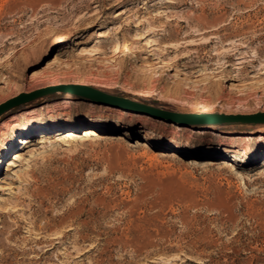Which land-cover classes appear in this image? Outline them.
Instances as JSON below:
<instances>
[{
  "label": "rangeland",
  "instance_id": "obj_1",
  "mask_svg": "<svg viewBox=\"0 0 264 264\" xmlns=\"http://www.w3.org/2000/svg\"><path fill=\"white\" fill-rule=\"evenodd\" d=\"M151 26L160 55L230 67L177 86L141 58L79 56L97 31L131 41ZM10 50L0 104L66 89L0 114V264H264V122L157 120L72 91L176 114L264 112V0H0V60Z\"/></svg>",
  "mask_w": 264,
  "mask_h": 264
},
{
  "label": "bare ground",
  "instance_id": "obj_2",
  "mask_svg": "<svg viewBox=\"0 0 264 264\" xmlns=\"http://www.w3.org/2000/svg\"><path fill=\"white\" fill-rule=\"evenodd\" d=\"M98 6L99 5H96L94 7H98ZM84 8L87 10H90V4H86ZM99 14H102V11H96L90 14V16H99ZM120 15H122V13H119L117 16H120ZM140 26H141L140 22H138L135 25V27H140ZM88 27L90 26L86 25L84 28L87 29ZM114 29L97 31L95 34L97 35L98 38L95 39L94 48L88 50L87 52L86 51L82 52L84 50L83 49L80 52L79 56L103 55L105 56V58L106 57L112 58L110 63L111 62L116 63L118 60H124V59L141 58L146 63H148L146 68L148 67V70L151 72L150 78L153 79L154 81L169 83V78L165 77L163 74L166 73L171 76V71H175V74L173 73L174 75L172 76L177 77L178 79L176 82L177 86H184V85H187L188 83L195 84L198 82L206 81L209 77V71L213 70L215 66H218V68L230 67V64L229 63L227 64L228 61H226V64H224L223 62H221L222 60L219 61L217 58L216 59L211 58V57H200L197 59L186 58L181 63L179 62V59H177L176 57L170 56L168 53L167 54L164 53L160 55L158 51H159V46L161 45V42L157 41L156 39L151 38V35L155 34L158 28H155L152 26H151V29L149 28V31L147 32L136 31V33L132 35L131 41L115 40L114 39V35H115ZM118 29L120 30L119 27ZM73 35L74 34L72 31L66 29L60 34L54 35L51 39L50 44L52 45V47L57 49V52H60L61 47ZM178 45L179 44L177 45L172 44V46L170 47L173 49H177V47H179ZM109 52L112 53L111 57L108 56ZM14 53H15L14 50H10L7 54L3 55L0 60V65H5ZM152 58L156 60L154 64L153 63L151 64ZM257 58L258 57L255 53L249 56V59L252 62L255 61ZM59 59L60 57L58 55L57 56L55 55V57L52 60H50V62H48L46 67H49L53 63H57ZM103 60L107 61L104 58ZM219 63H222V64H219ZM250 67H253V66H250ZM252 69L249 71V73L254 72V69L253 70ZM260 69H264V65L261 66ZM229 78L230 80L232 79L231 77ZM215 83L216 82H211L210 84H215ZM62 84L71 85L72 82H70L69 80H65ZM73 88L79 92L81 91V92L89 93L93 97L103 98L107 96L106 94H102L101 92H98V91H93V90L92 92H90V90L87 91L85 88H82L80 86H73L72 89ZM179 114L180 115L179 116L177 115L178 117H176L177 120H179V122L184 121L185 119L187 120L194 119L195 121H208V118L209 120L211 118L210 115L206 116L207 113H197L193 111H181L179 112ZM8 121L12 123L16 121V117L13 115ZM182 126L183 125L177 126L178 127L177 129H184Z\"/></svg>",
  "mask_w": 264,
  "mask_h": 264
},
{
  "label": "water",
  "instance_id": "obj_3",
  "mask_svg": "<svg viewBox=\"0 0 264 264\" xmlns=\"http://www.w3.org/2000/svg\"><path fill=\"white\" fill-rule=\"evenodd\" d=\"M55 89H66L64 86H50L43 89H39L36 91H33L29 94H21L5 103L0 104V114L3 113L5 110H7L9 107L16 105L19 102H22L24 100L30 99L32 97H35L41 93H45L51 90ZM87 91L90 90V92L96 91L92 88H85ZM85 90V91H86ZM72 91H77L73 88ZM86 95H90L89 93L81 92ZM93 97V96H92ZM98 100L104 104H112L116 107H122V108H128V109H134V110H145L148 114H151L155 119L157 120H166V121H172V122H178L177 115L173 112H168L165 110H156L154 108H151L149 106L139 104L130 100H125L123 98H117L113 96H106V97H97ZM210 120H208L209 123H224V122H264V112H258L254 114H213L210 116ZM195 123L196 121H190L185 119L183 121L184 124L186 123ZM207 122V121H206Z\"/></svg>",
  "mask_w": 264,
  "mask_h": 264
}]
</instances>
